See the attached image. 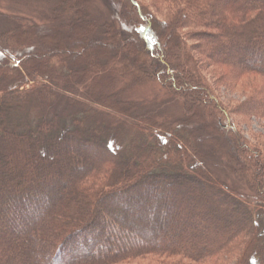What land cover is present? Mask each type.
I'll return each instance as SVG.
<instances>
[{"label": "trees", "instance_id": "1", "mask_svg": "<svg viewBox=\"0 0 264 264\" xmlns=\"http://www.w3.org/2000/svg\"><path fill=\"white\" fill-rule=\"evenodd\" d=\"M162 1L166 23L155 26L152 13L142 15L132 29L137 40L123 45L138 49L136 62L152 52L142 62L155 70L121 64L119 72L127 74L131 67L154 80L156 71H161L157 78L169 92L174 82L182 87L187 82L178 91L188 95L211 128L201 136L192 137L194 125L183 119L178 127L161 120L155 123L127 102L123 104L129 112L109 108L113 114L109 118L104 111L108 107L99 105L101 95L113 88L105 78L91 84L90 98L72 95L88 85L87 67L77 74L82 60L76 54L66 56L61 48H66L69 36L85 44L94 36L100 38V29L93 32V27L77 26L67 36L62 33L53 39L38 33L46 24L34 25L15 34L16 45L4 41L7 49L0 50V233L4 229L14 233L0 241V264H264V145L238 130L201 74L216 65L223 73H211L215 83L256 81L254 87L245 86L249 97L240 108L264 120V0ZM132 3L133 12L141 13L139 4ZM70 4L77 10L80 0ZM61 8L58 2L53 11ZM52 18L57 19L56 13ZM87 31L93 33L87 37ZM163 34L175 43L159 38ZM184 37L190 41L187 47ZM30 41L40 52L37 62L21 49ZM59 45L61 57L50 58ZM120 46L105 45L97 51V64L104 66L110 48ZM186 49L191 63L201 69L198 76L171 67L170 62L178 65ZM9 54H14L10 61L6 60ZM41 54L49 55L43 60ZM193 84L200 88L193 89ZM51 94L57 99L56 107L64 98L74 99L66 116L51 111ZM33 108L38 115L32 114ZM127 130L124 146H117L118 136ZM214 134L224 135L237 151L229 158L240 163L237 174L248 191L227 188L206 175L207 157L194 141L208 143ZM69 150L83 151L85 156L74 157ZM85 251L91 254L88 258L82 256Z\"/></svg>", "mask_w": 264, "mask_h": 264}, {"label": "rangeland", "instance_id": "2", "mask_svg": "<svg viewBox=\"0 0 264 264\" xmlns=\"http://www.w3.org/2000/svg\"><path fill=\"white\" fill-rule=\"evenodd\" d=\"M66 1L68 2L71 0H0V50L5 51L3 50V48L6 47L3 44L4 41L8 42L9 44L16 45V39L18 36L15 37V34L17 35V33L26 32L28 26H42L43 24H46L47 26L45 25V27H43L38 33H42L44 36H49L53 39H59L62 33L66 34L67 36V32L77 26L81 28H86L88 26L93 27V32H97L100 29V38H96V36H94L85 44V42H79L75 37L69 36L67 39L66 48L64 46L61 48L66 50V56H69V54H76V56L82 60V64L78 65L77 67V74L87 67V72L84 77L85 81L88 82V85H82L79 93L77 94L70 92L73 96H80L81 98L88 96V98H90L89 91L87 90L91 88V84L97 81L98 83H102V79L105 78L111 81L113 88L106 90L101 95L102 100H100L99 105H102L106 108L108 107L107 109H104V111L108 113L109 118L113 117V114L110 113L111 109L120 112H129V106H125L123 104V102H127L128 104L135 105L136 109L138 110H135L137 114L152 118L153 122L155 123L161 120L164 122V124L172 123L174 127H178L180 124H182V122H187L186 124H193L194 127H192V137H195V135L199 134L201 136L210 132L211 128L207 126L205 117L200 113V110L195 108L194 103L189 101L188 95L184 96V94L178 91L181 88L187 87V82L184 84V87L179 85V83L174 82L172 84V91L170 90V93L167 91L168 88L166 89L162 87L163 82H161V80L159 81L157 78V73L160 74L161 71H156V79L154 80L149 78V76L146 74H137L131 67L127 74H122L119 72V65L121 64L128 66L133 65V67L138 65V67L145 68L146 70H155L154 66L149 68L147 62H142L143 59L145 60L150 58L152 52H147L145 54L143 51L144 49L141 47L139 50L140 52L144 53V56H141V62H136L135 55L138 49L130 50L127 46L123 45L127 44L129 41L137 40V33L132 29L134 27H138V24L141 22L142 15L146 16L147 13H152L155 18V26L156 22L166 23V5H164L162 0H80L79 8L77 10L75 6H71V4L70 6L67 5ZM58 2L63 8H61L58 12H54L53 9L58 4ZM132 2H135L136 4L138 3L142 8L141 13L138 15L137 13L133 12ZM55 13L57 15V19L52 18L54 17ZM129 14L131 15V20H127L126 18L129 16ZM119 20H121V23ZM50 24H55L56 29L55 27H51ZM112 27H117L118 30L114 32ZM57 29L59 30V33L57 32ZM93 32L87 31V34L85 35L88 37ZM159 38H166V42L171 43V45L175 43V41L172 39V36L169 34L159 35ZM181 40L186 45V47L190 45V41H188L185 37ZM200 42L203 44V41ZM116 43H120L122 46H120L118 49L115 48L113 51L110 48V55L107 63L102 67L99 66L97 64V61L99 60L97 51H101L105 45L109 47L112 45L115 47ZM36 47L37 44L34 41H30L27 45L24 44L21 49L24 50L23 54L28 55L30 58H33L32 61L37 62L40 60V58L38 59L36 57L40 52L36 50ZM216 47L220 48L219 51L224 53L225 49L221 48L219 45ZM41 49V52L44 51L43 47ZM57 49L58 51H51L49 53L50 55H47L53 59L60 58V45ZM154 54L162 55L163 53L154 51ZM47 55L41 54V58L44 60V57ZM7 56V59H5L10 61L11 58L13 59L14 54H9ZM20 58L21 57L18 54L16 59ZM203 59L204 61H207V58L203 57ZM179 60L180 61L178 62V65H176L174 62H170L173 70L177 68L181 74H184L186 69L191 71L193 76H198L200 74L201 69L195 64L193 65L191 63L192 59L188 57L187 49L185 50L184 55L180 56ZM208 67L209 68L206 71L201 72L205 83L212 86L214 93L230 113V116L232 117L238 130L243 131L246 137L251 139L255 144H261L263 146L264 120H260L258 117H255L251 114H246L245 112H242L244 111L243 108H240L249 97V88L245 86L251 85L254 87L257 82L255 81L254 83L249 82L244 85L234 84L229 86L230 84L226 83V81L223 79V83L222 81L220 84L215 83V79L211 76V73L215 72L217 75L221 76L223 72L221 68L216 67V65H214L213 68L211 66ZM1 71L2 68H0V72ZM129 73L132 74V78L130 79L127 77ZM88 78L92 80H87ZM161 79H163L162 76ZM192 86L193 89L200 88V86L197 84H193ZM223 87H226V89ZM183 99L186 100L182 102ZM73 100L74 99L70 97L64 98V103H61V105L56 107L55 105L57 104V99L51 94L49 95L48 101L52 106L51 111L62 112V115L66 116V113H68L67 111H69L67 110V107L69 108V105L74 102ZM259 102L260 99L257 101V104ZM83 104L85 103L83 102ZM131 110H134V107L131 108ZM36 112L37 109L33 108L32 114L38 115ZM21 114L23 113L21 112ZM188 129L190 130V128ZM126 132L127 133L124 132V136H118V141L114 140L117 146H124V141L128 135V130ZM213 136L214 139L208 143L201 144L199 141H194L195 144L201 145L199 153L201 152L202 155L207 157V164L205 160H202L205 162V168L208 170L205 172L206 175L209 177L211 176V178H214L215 180L218 179L222 182V185L227 188L236 190L239 189L243 192L248 191L243 179L238 176L240 173L237 174V168L240 167V163L237 162L234 164L229 158L237 155V151H235L233 147L226 141V137H224V135L214 134ZM69 153L74 157H76V155L80 157L85 156V153L80 150H69ZM67 177L70 178V175ZM67 177H63V179L66 180ZM204 192L205 191L200 190V193L206 198L207 193ZM230 208L236 207L235 205L230 204ZM13 233L14 230L10 232L9 230L4 229L3 232L0 233V241L9 239ZM90 255L91 254L87 251L82 256L84 258H88ZM78 257L79 256L76 258ZM67 262L68 261L63 262L62 264H67Z\"/></svg>", "mask_w": 264, "mask_h": 264}]
</instances>
